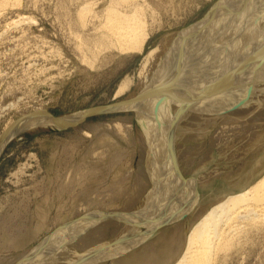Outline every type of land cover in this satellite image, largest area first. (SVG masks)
Here are the masks:
<instances>
[{
	"label": "rangeland",
	"instance_id": "1",
	"mask_svg": "<svg viewBox=\"0 0 264 264\" xmlns=\"http://www.w3.org/2000/svg\"><path fill=\"white\" fill-rule=\"evenodd\" d=\"M7 1L0 0V264H29L55 242L51 238L65 236L76 258L57 264H175L193 226L264 175V121L246 120L262 110L264 91L247 94L257 97L254 108L241 107L240 93L223 101L207 93L210 103L184 108L199 112L207 126L178 130L186 116L174 111L183 103L161 99L172 112L158 120L146 95L162 81L140 83L149 51L157 53L154 73L179 34L209 21L223 0ZM111 7L137 10L147 35L142 48L124 50L104 36ZM175 86L163 90L166 97ZM33 120L43 125L20 130ZM141 138H156V145L144 151ZM166 159L172 163L163 174H174L180 199L157 213L141 211L158 186L141 169L154 171ZM184 189L189 199L181 198ZM148 214L154 216L149 223L137 220ZM263 219L257 226L239 218V238L238 232L233 239L218 236L228 244L210 264H264ZM117 246L123 248L113 252Z\"/></svg>",
	"mask_w": 264,
	"mask_h": 264
},
{
	"label": "bare ground",
	"instance_id": "2",
	"mask_svg": "<svg viewBox=\"0 0 264 264\" xmlns=\"http://www.w3.org/2000/svg\"><path fill=\"white\" fill-rule=\"evenodd\" d=\"M222 3H219L220 5L218 4L219 6L216 7L215 9L216 13L213 9L215 14L211 17V19H209V21L206 19L207 21L204 22L203 24H201L200 22V25L198 24V26L193 27V29H191L192 31L187 30V32L184 35L179 34V37L178 38L176 37L177 39L174 42H172L173 43L171 45L172 47H169L170 49H168L170 51L167 54L168 55L167 58L165 59L164 62H162V64L160 62L159 68L158 69L156 68L157 70L155 69L156 72L152 73V69H154L155 67L154 65L152 66L150 65L157 58L156 57L157 53L154 50L151 52L149 51V53L145 57L146 58L144 60L145 62L142 63V67H141L142 69L140 68L142 70V72L140 71L141 84H143L148 79H151L149 82L152 83L162 81L157 84V86L161 85V87H159L158 90L157 87H153L151 90L149 91L147 90L148 93L146 95L147 97L148 95L150 97L148 98L149 101L148 109L150 110L152 107H154L151 112H153V114L154 113L160 114L159 116L160 119H158L157 116L158 120L163 119L164 116H168L169 111L172 112L171 105L165 104L163 107L162 105L164 102H162L161 99L166 100L170 98L169 101L166 100L167 103L170 101L173 102V100H178L181 103H183V105L181 106L184 107L177 108L178 111L175 108L174 111L177 114L179 113L181 117L183 115L186 116L185 117L186 119L184 120L180 118L181 119L180 123L178 124V127L176 126L178 130L183 129L184 125H188V124L195 125L202 123L204 126H207L206 122L208 121H204V118H202L199 112L184 111L185 106L186 105L189 106V104L196 105L195 104L196 102L197 103L201 102V105H206L207 103H210L211 102L210 99L206 96L207 93H214L216 95L215 98L216 101H223L224 99L223 95L229 92L231 94L232 93L234 94V92L238 94L240 93V98H238L237 101L239 102V104H241V107L246 106L248 104H252L251 108H254L257 107L258 105L257 104L258 99L256 96H248L247 94L249 93V91H252L251 93L253 94L260 93V90L264 91V0H223ZM111 4L107 5V7L111 6ZM129 6L127 7L125 6V7L128 8ZM139 6L140 4L138 5V7ZM87 7L88 6H86L85 9ZM88 8L90 9V7ZM89 9L87 11H89ZM106 11H107V17L105 20V27H104L106 33L104 34L102 32L100 34H104L106 38L109 37V41L111 40L114 41L116 44L119 45L121 49L128 50L131 48L133 49L134 47L136 48L137 46H140L142 48V45L145 41V37H147V35L144 36L145 32L143 28L145 26L143 27L144 24L143 20L140 17V15L138 16L137 10L127 13L126 9L124 12H122L121 10H118V8H112L111 10L107 9ZM203 25H207L206 34L205 31L204 32L201 31L203 29L201 28ZM91 57L93 56L91 55ZM149 65L150 67H148ZM176 82L178 83V87L176 88L175 86V90H176L175 93L172 92L173 93L172 97L171 96L166 97L167 92L166 91L164 92L163 90L168 88L167 89L168 91L171 88V85L175 84ZM157 91H163L164 93L157 94ZM261 107H262L261 111L257 110L253 114L252 113L248 114L249 117L246 120L264 121V108H263L264 100L261 101L258 108ZM247 108H249V106ZM197 109L201 110V108L198 107ZM164 112H167L166 115ZM239 112L243 113L242 115H244L245 113V111L243 110L241 111V109ZM175 117H177V115ZM157 119L152 120L154 124H156V126L159 125ZM42 123L43 122L41 120H33L25 124L24 127L22 126L23 128L21 127L20 130L30 127H35L38 124L43 125ZM161 123L163 124V121H161ZM238 126L236 125L232 128L233 129L241 128L240 125ZM176 127L174 125L172 128H176ZM185 131L188 132L190 130L186 129ZM146 135L147 134H145V137ZM155 137H157V134L155 135ZM143 139L141 138V145H142V150L144 151L146 147L149 148L150 145L154 144V141L156 140L155 138L153 143H151V141L149 140L150 138L147 141H144ZM154 145H156V143ZM154 150L160 151L157 149ZM148 152L151 151H149L148 149ZM169 162L170 164L172 163V161L167 159L165 161H160V163L158 161L160 167L158 169H155L154 171H152L153 169L151 166L149 167V169H147L144 166L141 169L140 173L143 174V178L147 182L153 181L155 182V184H158V186L154 187L155 189L152 190V192H150L148 195V198L151 201L148 204L142 206L140 208L141 211L148 213H150L151 211L152 212L155 211L154 213H157L156 211L160 212L163 206H167V204L169 203L176 205L175 204L177 203L176 201L177 200L179 201L180 198L176 192V190L178 189L177 183L171 179L173 178L172 176L174 174L172 176L171 174L169 175L166 172H165L166 175L163 174V171L167 169V165H168L167 163ZM180 192H181L180 196L182 199L185 198L189 199L190 196L189 190L184 189ZM174 205H171L169 209H171V207H173ZM167 211L169 215L170 214L175 215L173 214L172 210L171 212H169V210ZM178 211L179 209L176 212L178 213ZM153 214L151 215L148 214L144 218L142 217L137 220L139 221L144 220L147 221V223H149L151 220L150 217H154ZM262 217L264 218V175L260 179L255 181L247 189L226 197L219 204H217L215 207L210 209L202 217V219L198 223H196V225H194L193 228L189 231L186 241L187 251L181 256V258L175 264H210L211 261L214 260L213 259L215 258L214 256L219 254L221 250H223V248H226L225 244H228V241L225 240V238L222 239L224 240V243H222L221 240L218 239V236L230 237L231 239H233V236H235L237 234L236 232H238L237 238H239L240 230L237 231L238 230L237 223L239 224L238 222L239 218L241 220L243 218V220L245 221L247 220V222L249 220V223L251 221L252 224L254 225L257 223L260 224V222L262 221ZM155 223H157V219H155V221L152 222L151 224L155 226ZM249 225L251 226V224ZM65 230L68 231L66 227ZM79 232L82 231L80 230ZM65 237H60V239H58L57 237H55V239L54 237L51 238V240L55 242L52 245L46 247L45 251L42 252L43 254L40 253V255L42 254L41 256L38 257L39 254L38 255L36 254L37 258L32 259L29 264H57L58 263L56 262L57 260L59 261L64 259L72 260L75 257V255L73 254V249L71 248V246L70 247L66 246L65 241H67L68 236L66 238ZM68 239H70V236ZM118 243H120V241ZM119 246L113 248L112 251L113 252L119 251L123 248V246H121L122 248ZM97 256L99 257V255ZM218 256L219 255H217V257Z\"/></svg>",
	"mask_w": 264,
	"mask_h": 264
}]
</instances>
